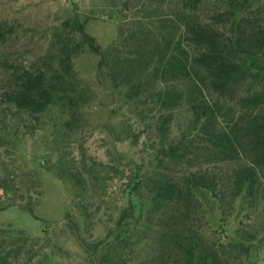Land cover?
<instances>
[{"label":"trees","instance_id":"obj_1","mask_svg":"<svg viewBox=\"0 0 264 264\" xmlns=\"http://www.w3.org/2000/svg\"><path fill=\"white\" fill-rule=\"evenodd\" d=\"M156 1L161 7L167 0ZM168 1L169 17L156 20L153 31L140 24L127 37L120 34L119 45L102 49L85 22L72 16L53 30L48 53L28 67L3 60L9 82L5 101L30 116L57 107L75 117L83 94L72 59L83 47L99 57L98 77H107L113 89L127 88L129 99L148 93L161 110L154 125V160L148 168L130 161L125 206L114 228L88 242L66 213L84 264H126L132 245L154 250L146 264H250L243 261L249 254L245 233L225 243L205 240L194 222L200 197L222 212L240 196L247 208H255L264 190V0ZM7 33L0 28V47ZM181 106L188 108L194 132L170 141V112ZM194 140L205 145V152L191 151ZM189 155L224 163L227 169L174 175L171 166H187ZM69 180L81 191L73 174ZM24 209L38 219L31 208ZM78 210L87 218L83 202ZM39 241L23 232L1 240L0 264H42L46 254L34 259ZM27 242L29 249L22 253Z\"/></svg>","mask_w":264,"mask_h":264},{"label":"rangeland","instance_id":"obj_2","mask_svg":"<svg viewBox=\"0 0 264 264\" xmlns=\"http://www.w3.org/2000/svg\"><path fill=\"white\" fill-rule=\"evenodd\" d=\"M169 5L168 0L161 7L156 0H0V28L10 36L0 47V241L23 232L41 239L33 250L35 260L46 254L42 264H84L83 251L66 226V213L88 242L103 239L114 228L125 206L130 161L148 168L154 160V125L161 113L148 93L129 99L127 88L113 89L107 77H98L99 57L83 47L72 59L83 94L75 117L57 107L30 116L5 101L9 82L3 60L28 67L48 53L53 30L72 16L85 22V30L105 50L119 45V35L127 37L140 24L153 31L156 20L170 16ZM170 115V141L193 134L187 107ZM67 120L72 125H65ZM197 148L205 152V145L194 140L191 151L197 153ZM189 156L187 166H171L174 175L199 168L223 174L227 169L224 163ZM71 174L81 191L69 180ZM80 202L87 206V218L78 210ZM200 204L194 224L203 239L225 243L245 233L249 254L243 261L264 264V190L255 208H247L242 196L222 212L202 197ZM24 208H31L38 219ZM139 232L138 227L133 231L135 238ZM130 248L126 264H146L154 253L140 245Z\"/></svg>","mask_w":264,"mask_h":264}]
</instances>
